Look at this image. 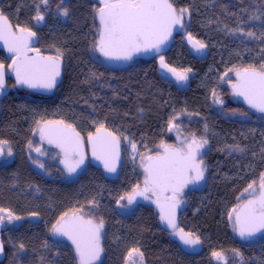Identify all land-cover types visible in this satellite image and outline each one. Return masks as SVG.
Returning <instances> with one entry per match:
<instances>
[{"label":"trees","instance_id":"trees-1","mask_svg":"<svg viewBox=\"0 0 264 264\" xmlns=\"http://www.w3.org/2000/svg\"><path fill=\"white\" fill-rule=\"evenodd\" d=\"M170 2L178 10L188 9L189 30L208 49L202 58L181 44L169 53L170 64L191 70L187 71L191 77L186 88L166 81L151 60L142 58L116 69L97 57L95 0H63L62 4L61 0H49L48 7L41 0H0V12L14 26L38 35L41 53L57 57L59 50L63 54L59 59L64 68L62 82L51 95L20 87L0 98V140L7 141L15 152L11 162L0 164V209L20 217L18 223L6 225L0 233L4 252L0 264H79L73 246L55 232L50 235L48 229L65 213L66 220L71 218L74 205L93 199L97 202V196L103 195L96 193L97 187L106 194L120 182L118 189L127 190L132 185L125 173L118 183L110 184L98 173L66 181L61 166L48 162L43 163L42 172L34 169L25 145H35L33 131L38 121L55 124V120L78 127L90 123L85 133L96 132L101 123L116 124L136 135L144 152L174 141L170 120L179 135L207 139L202 157L208 170L206 179L200 190L189 195V212L186 217L180 212L179 226L194 232L212 252L222 250L230 256L231 240L222 224L229 226L234 203L264 173V120L254 115L261 113L256 109L234 103L219 82L232 68L259 69L264 63V0ZM37 4L45 17L41 22L35 20ZM57 5L68 8V15H60ZM247 32L255 35L249 37ZM4 59L0 52V62ZM180 114L182 120L174 121ZM104 202L105 196L100 207L85 214L103 219L110 232L132 235L145 264H213L208 258L184 253L167 232L157 228V216L149 209L129 219L116 216L113 227L103 215ZM32 216L36 221H29ZM119 220L126 224L121 227ZM106 255L101 264H123L126 257L118 252Z\"/></svg>","mask_w":264,"mask_h":264},{"label":"snow or ice","instance_id":"snow-or-ice-1","mask_svg":"<svg viewBox=\"0 0 264 264\" xmlns=\"http://www.w3.org/2000/svg\"><path fill=\"white\" fill-rule=\"evenodd\" d=\"M48 7L49 0H41ZM63 0H61V4ZM101 7L95 9L99 19L98 39L95 42L97 49L105 56L111 59H131L133 52L160 51L161 45L171 35L172 29L180 25L183 26V18L188 13L187 8L177 10L170 0H100ZM60 15L67 16L68 8L57 5ZM41 13L40 5H36L35 20L41 22L44 20ZM260 19L259 16L254 17ZM19 34L12 30V25L8 22L7 17L0 14V41H3L7 51L12 54V63L5 65L0 62V90L5 88L6 71L15 73L16 83L18 85H26L27 87H42L51 89L56 85V78L59 72V57L63 54L58 52V56L41 57L38 49L31 48L32 38L35 32L27 28L17 26ZM233 31H236L235 29ZM240 31H243L242 29ZM251 37L253 32L245 33ZM189 40L192 37L189 35ZM199 49H203L205 45L199 41ZM30 51H36L35 56H29ZM160 65L162 68L172 72L177 81H185L188 79L187 71L176 73V70L169 68L164 62V57H160ZM237 82L232 84L233 94L243 96L250 107L264 113V63L257 69L255 66H249L242 71L236 72ZM215 96V91H213ZM217 103H222L218 100ZM171 124L172 121L170 120ZM39 125V121L37 122ZM46 122L40 127L41 139H47L49 144H55L65 155V166L68 171L74 172L84 162L82 151V139L80 134L71 125H65L62 121ZM103 126L97 128L95 137L89 134V143L92 145L93 156H97L98 148L101 151H107L109 146L115 149L119 144L118 137L104 130L101 134ZM207 130V125H205ZM8 142L0 140V155L4 154V145ZM208 143L207 139L197 140L192 137L191 143L187 145V149L172 148L163 145L164 152L157 153L154 156H148L144 167V188L139 189L137 185L133 189V194L127 196L128 204H132L135 196H144L148 199L147 193L157 195L155 201L161 208V221H165L167 226L173 230V235L179 237L180 241L186 246H194L201 243L200 238L194 236L193 233H185L181 228L177 231L175 223V208L179 201L176 199L177 194L192 180L203 178V169L201 163L196 162L198 150ZM31 143L29 147L31 148ZM135 150V144L132 145ZM40 152V149H35ZM11 155V150H8ZM97 158H100L97 156ZM115 158H118L116 156ZM70 159H75V163H69ZM37 162V161H34ZM43 167V164H40ZM108 171L114 172V166L105 164ZM189 173H195L189 176ZM255 181L248 185L245 192H249L252 196L243 205H237L236 208L229 213V219L235 213L233 221V229L241 239H248L255 236L258 232L264 231V173L260 176L259 193L253 187ZM171 193V195H165ZM243 195V194H242ZM161 197L165 203H161ZM124 199V197H121ZM119 203V201H118ZM165 208L168 209L165 212ZM4 209H0V213H4ZM68 214L53 225V231L56 234L66 236L75 246V251L79 257V264H93L102 252L100 246L101 232L104 228L103 219L94 222L92 218H85L83 214L74 213L67 220ZM5 219L8 223L18 220L20 217L14 216L10 211L6 215H0V225L4 224ZM24 245L21 244L20 248ZM2 251V244H0ZM137 256L142 260L143 253L139 249H133ZM234 257H241L242 254L237 249H233ZM213 257L219 264H227V258L219 252H213ZM132 256V252L129 253Z\"/></svg>","mask_w":264,"mask_h":264},{"label":"rangeland","instance_id":"rangeland-1","mask_svg":"<svg viewBox=\"0 0 264 264\" xmlns=\"http://www.w3.org/2000/svg\"><path fill=\"white\" fill-rule=\"evenodd\" d=\"M95 2L97 3V8L101 7L100 4V0H95ZM1 6V5H0ZM178 10V9H177ZM1 14V12H0ZM191 15L190 14H186L183 18V26L181 28V40L183 43L186 42V38L189 37V35L192 37L191 40H194L197 42V40L195 39V37L192 35V33L190 32L189 28H191ZM99 28V27H98ZM99 32V29H98ZM186 44V43H185ZM198 44V43H197ZM187 45V49L189 50V52L197 57V58H202L204 56H206L205 54H208V49L206 47H204L203 49H201V52L198 51L197 49H199V44L196 46V48H192L190 47V45ZM39 50V48H38ZM40 52V50H39ZM41 53V52H40ZM95 55L99 58L102 59L97 47L95 46ZM142 58H134L131 63H135L138 62L139 60H141ZM164 62L169 66V68H173L176 70V73H183L186 70L183 69H179L175 66H173L172 64H170L169 62V58L166 57L164 59ZM243 69L240 68H232L229 71H227L221 78V81L219 82V84L223 85L224 87H226L229 91V97L230 99L234 102L237 103L238 99L234 96L233 94V89H232V84L237 82L236 79V72L237 71H242ZM8 76H12V71H8ZM159 74L161 77L167 79L168 82H170L172 85L178 87V88H186L188 86V82L190 81V77H191V73H186L188 79L185 81H177L176 76L168 71V69L163 72L161 69H159ZM16 88L17 86H15L13 84V87L8 86V89H13ZM8 91V90H7ZM213 95V94H212ZM222 101V100H221ZM223 103V101H222ZM254 115L259 118L264 120V113H254ZM182 118V115H178L177 118L174 121H178V120H182L180 119ZM88 120V119H86ZM84 120V121H86ZM61 120H55V122H59ZM63 122V121H62ZM46 122H41L38 127L33 131V136L34 139L36 141L35 145L31 146V148L29 147V144L25 145V150H29L27 153L32 157V160H30L32 166L34 167V169H36L38 172H42L43 167H40V164H43L44 162H48L54 165H58L61 166V168L63 169V171L65 172V176L64 179L66 181H72L74 180L73 175L68 172V169L66 168V166L63 165V161L65 160L64 155L62 154L61 150L59 147H57L54 144H49L47 142V139H41V135H40V127H43L45 125ZM64 123V122H63ZM65 125H70V124H66ZM103 125H100L98 128H100L101 126H103L102 129H108L111 132H114V134H116L122 144V157H123V168H122V175L123 173H125V177L127 175L128 178L132 179V185H130V187L127 188V190L122 187L120 189H118L119 184H121L122 182H120L117 186L112 185L111 187H109L111 192H107L106 194H104L101 190L100 187H97L96 193L99 194H103L100 197L97 196L98 200L97 202L96 199L93 200H86L85 204L84 203H79L78 205H74V210L70 211L69 213H71L70 215H73L74 213H78V214H83L84 217L87 218H92L89 214H85L87 212H89L90 209L92 208H98L100 207L99 203H101V198H103L105 196V201L104 205H102L104 207V217L107 218L108 220H110L112 223L111 225L113 227L116 226V222H114V218H116V216L121 217V218H130L132 216H135L136 214L141 215V212L143 210H148L153 212L155 216L156 215V210L150 206H145V205H140V201L135 200L133 201L132 204H128L127 202V196L133 194V189L139 185V189L142 190L143 189V185H144V177H145V173H144V167L143 164L146 163V158L148 156H154L155 152H157L158 150H162L163 145H168L172 148H185L188 144L191 143L192 140V135H184L181 136L177 133L176 131V125L173 123L169 124V130L171 135L173 136V142L168 143V142H162L160 143L155 149L151 150V151H143L142 147H141V143L138 141V139L135 137L136 135H134L133 133L130 132H125L122 129L118 128V126L115 124H111V123H101ZM76 132H78L80 134V138L82 139V142L86 143V138L89 134L91 133H85V131L90 128V123L87 122H83L79 125L74 126L71 125ZM196 139L199 141V139L196 137ZM135 144V150L133 149L132 145ZM39 148L40 152H37L35 149ZM4 154L0 155V164L1 163H7V162H11L12 159L15 158V152L12 148V146L10 144H6L4 145ZM11 150V155L8 154V150ZM199 151L202 153V157L205 153V145L204 147L200 148ZM71 162H73L75 159H70ZM37 161V162H34ZM201 163V168L203 169V178L200 180L199 183L193 184V185H189L187 188H185L183 195L180 196L179 201L182 203V208L181 211L182 215L181 217H186L187 213L189 212V195L191 193H193L194 191H198L200 190L205 182L206 179V175H207V169L205 168V162L203 161V159H199L198 163ZM66 170H65V168ZM83 174H86V172L81 173V176ZM77 178V177H76ZM75 178V179H76ZM127 178V179H128ZM124 178L121 180L123 181ZM259 184H260V177L259 180L257 182V184H254L253 187L256 189V193L258 194V190H259ZM117 187V188H116ZM105 190V188H104ZM148 195L150 198H153V195L151 194H146ZM121 197H124V199H121ZM252 197L250 195L249 192H244L243 195H241L238 199L237 202H235L234 206L231 208L230 212H232V210L234 208L237 207V205H242L243 201L246 200L247 198ZM119 201V203H118ZM76 207V208H75ZM77 208H79L77 210ZM82 208H86V210L84 211ZM7 211H5L4 213H0V215H6ZM69 215V216H70ZM234 216L235 213H233V217L230 220L229 219V226L227 227L224 224L223 228L225 232H229L230 236V240H231V245L233 244V238L235 235V231L233 229V221H234ZM68 217V216H67ZM66 219V217H65ZM94 220V222H98L99 220H96L94 218H92ZM127 219V220H128ZM20 221V219L18 220H13L11 223H8L7 219H5L4 224L0 225V233L2 231V229L6 226V225H12L14 223H18ZM29 221H36V217L32 216L29 217ZM57 223V221H56ZM55 223V224H56ZM115 223V224H114ZM118 223L121 224V227L124 226V224H126L125 222L122 221H118ZM156 226L159 229L160 228V223H159V218L157 217L156 219ZM159 226V227H158ZM110 226H108L105 222H104V228L101 232V239H100V246L102 248V252L103 254H107L110 252H118V253H125L126 257L124 259V263L123 264H145V260L144 257H142V260L137 256V253L133 252V249H139L138 244L136 243V240L134 239V237L130 234H128V232L126 231L125 235H119L117 234L115 231L110 232L109 228ZM116 228V227H115ZM182 227L180 226V229ZM162 230V228H160ZM183 229V228H182ZM184 230V229H183ZM164 231V230H163ZM187 233H193L194 236L193 238H195V236H197L194 232L190 231V230H184ZM53 226L52 228L48 229V233L50 235H53ZM160 232V231H159ZM201 243L204 246L203 252L200 254V258L201 259H209L210 263L213 264H219V262L216 260L215 257H213L211 249H210V245H206L205 242H203L200 238ZM0 244L1 240H0ZM232 247V246H231ZM227 248V247H226ZM226 248H222V249H226ZM141 252V248L139 249ZM132 252V256H129V253ZM219 253H222L221 251H218ZM3 246H2V251H0V259L3 257ZM224 255V254H223ZM119 256V255H116ZM227 258V264L230 263V256H226Z\"/></svg>","mask_w":264,"mask_h":264},{"label":"flooded vegetation","instance_id":"flooded-vegetation-1","mask_svg":"<svg viewBox=\"0 0 264 264\" xmlns=\"http://www.w3.org/2000/svg\"><path fill=\"white\" fill-rule=\"evenodd\" d=\"M181 28L182 27L179 25V27H177V31H175L174 33H171V35L168 37V46L166 48L165 47L162 48L158 53H156L154 55H150V57L147 58L148 60H151V61L154 62L157 71H159V69H161L163 72H165L167 70L166 68H162L161 67V65H160V57L163 56L164 59L166 57H168V55H169V53H171V50H172L173 47H176L178 49L179 48V44H181V45L188 44V45H190V47L196 48V46L198 45L197 42L194 43V44H190L189 43V38H186V42H185L186 44L183 43L182 40H181V36H182ZM198 51L201 52V49L198 50ZM2 63L3 64H6V65H9L11 63V59L7 58L6 55H5V59H4V61ZM7 73H8V71H7ZM236 79H237V76H236ZM165 80L167 81V79H165ZM13 84L15 86H17V88H20V87L23 88L22 86H19L13 80L12 76L10 77L7 74V89H6L5 92H3L2 94H0V98L3 95L7 94L10 91V89H8V86H10V87L12 86L13 87ZM234 96L238 99V101L240 103H243V104H246L247 106H249L245 101H242L238 97V95H235L234 94ZM102 130H108V129H102ZM96 132L91 133V134L94 135ZM88 138H89V135L86 138V143H84V142L82 143L83 146H84V162H83L82 165H80L79 167H77L74 172H71V174L73 175V177H75V176L78 177V175H81V173H84V172H86L90 176L94 175V173H96V174L98 173L99 175L102 176V178L106 182H108L110 184L118 183L119 180H120V177L122 175L123 157H122V166H121V170H120V175H119L118 179L116 181H108V180H106L105 177H104V174H103V167L102 166H96V165H94L91 162V159H90V150H89V145H88V142H87L88 141ZM121 148H122V144H121ZM181 149H185L186 150L187 149V146L185 148H181ZM61 152L64 155V152L62 150H61ZM163 152H164V149L158 150L157 152H155V155L157 153H161L162 154ZM64 157H65V155H64ZM201 158H202V153L198 150V154L196 155V162L198 163L199 159H201ZM69 163L74 164L75 163V160L73 162H71V160H69ZM63 165L65 166V163H63ZM66 168H65V170H66ZM194 175H195V173H189V176L190 177L191 176H194ZM200 180L201 179H199V180H192L191 182H189L182 189V191L177 194L176 199L179 201V198H180V196L183 195V192H184L185 188H187L189 185H193V184H196L197 185V183H199ZM258 193H259V190H258ZM148 194L153 195L152 193H148ZM165 195H171V193H166ZM251 198L252 197L247 198L246 200H244L243 201V204L246 203L247 200H249ZM160 199H161V201H164L163 200V197H161ZM134 200H135V202H136V200L137 201L139 200L141 202L140 203L141 206L142 205H145V206H150V207L154 208L156 210V215L159 218L160 227L162 228V230H164L163 227H162V225H161V222H160V216H159L158 206H157V203L155 202L157 200V195H153V198H150L149 197L148 199H145L144 196L137 195V196H135V199ZM234 219H235V216H234ZM164 232L166 233V231H164ZM166 234L170 237V234L169 233H166ZM232 243L233 244H232L231 251H230V255H231L230 256V262H231V264H264V234L258 235V236H256L254 239H252L250 241H244V240H242V239L239 238L238 233L235 231V235H234V238H233ZM233 249L239 250V252L242 254V259H241V257H234V254H233V251H232ZM107 257L108 256L106 254H103V252H101L99 258L97 260H95L93 262V264H101V263H103V261L105 259H107Z\"/></svg>","mask_w":264,"mask_h":264},{"label":"water","instance_id":"water-1","mask_svg":"<svg viewBox=\"0 0 264 264\" xmlns=\"http://www.w3.org/2000/svg\"><path fill=\"white\" fill-rule=\"evenodd\" d=\"M2 15L5 16L4 14H2ZM7 19H8V17H7ZM8 22L12 25V30L14 32H16L17 34H19L17 26H14L13 23L9 19H8ZM98 22H99V19H98ZM177 27H179V25L175 26L172 29V33H174L175 31H177ZM189 43L190 44H194V43H196V41L189 40ZM30 46H31L32 49H38V47H39V38H38V35L36 33H35V36L32 38V41H31V45ZM167 46H168V38L161 45L160 50L162 48H164V47L166 48ZM0 52H3L6 55L7 58L11 59V63H12V54H10L7 51L6 47L4 46L3 41H0ZM99 53H100L102 59L107 64H109L113 68L122 69V68H125L128 64H130V62L134 58L147 59V58L150 57V55H154V54H156L158 52H156L155 50H150V51H147V52H145V51L133 52L132 55H131V59H111V58L105 57L100 51H99ZM36 54H37L36 51H30L28 53L29 56H35ZM39 55L41 57H45V58H48V57L55 58L52 55L43 54V53H40V52H39ZM4 65H5V68H7V65L6 64H4ZM63 70H64L63 63L59 59V72H60V75L56 78V85L53 88H51V89H46V88H42V87L30 88V87H27L26 85H19V86H22L23 88H26V89H28L30 91H33V92L38 93V94H41V95H45V96L51 95L58 88V86L62 82V79H63ZM12 78L16 82V77H15V73L14 72H12ZM6 89H7V71H6V75H5V88L3 90H0V94H2L3 92H5ZM238 97L242 101H245V99H244L243 96H238ZM49 126H56V125L55 124H52V125H49ZM106 131L107 132H110L108 130H106ZM103 132H104V130H101V134H103ZM110 133H112V132H110ZM96 135H97V132L94 135H92V136L95 137ZM113 135L116 136L115 134H113ZM87 142H88V145H89L91 162L94 165H96V166H102L103 167V174H104V177H105L106 180H108V181H116L118 179L119 175H120V170H121V166H122V151H121L122 148H121V142H120V140H119L118 146L115 149H113L111 146H109V148H108L107 151H101L98 148V150H97V156H99L100 158H97V156H93L92 145L89 143V138H88V141ZM82 151H83V156H84V146H83V144H82ZM116 156H118V158H115ZM106 163H108L110 166H114L116 170L114 172L108 171V169L105 167V164ZM161 203H165V201H161ZM181 208H182V203L179 202L178 206L175 208V223L177 225V231L180 229V226H179V213H180ZM158 211H159V216L161 217V208L160 207H158ZM167 211H168V209L165 208V212H167ZM160 222H161V225H162L163 229L167 233L170 234L171 240L184 253L190 254V255H200L203 252L204 246H203L202 243H200L198 245H194V246H186V245H184L180 241V239H179L178 236L172 234L173 233V230L167 226V223L165 221H161V219H160ZM185 233H187V232H185ZM261 234H264V231L258 232L255 236H253L251 238L242 239V240H244V241H250V240L254 239L256 236L261 235ZM57 235H58V237L60 239H62L65 242H68L71 246H73L75 248V246L72 244V242L66 236H62V235H59V234H57ZM238 236H239V234H238ZM239 238L241 239L240 236H239Z\"/></svg>","mask_w":264,"mask_h":264}]
</instances>
